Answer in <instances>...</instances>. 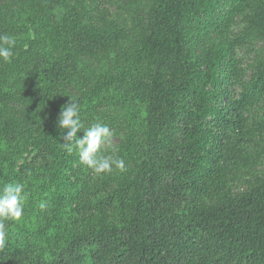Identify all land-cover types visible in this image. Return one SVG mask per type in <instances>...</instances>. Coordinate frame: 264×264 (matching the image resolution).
Wrapping results in <instances>:
<instances>
[{
    "label": "trees",
    "instance_id": "obj_1",
    "mask_svg": "<svg viewBox=\"0 0 264 264\" xmlns=\"http://www.w3.org/2000/svg\"><path fill=\"white\" fill-rule=\"evenodd\" d=\"M0 34V264H264V0H0ZM69 98L125 172L60 147Z\"/></svg>",
    "mask_w": 264,
    "mask_h": 264
},
{
    "label": "clouds",
    "instance_id": "obj_2",
    "mask_svg": "<svg viewBox=\"0 0 264 264\" xmlns=\"http://www.w3.org/2000/svg\"><path fill=\"white\" fill-rule=\"evenodd\" d=\"M15 44L14 37L0 34V60L11 62ZM80 112L79 103L72 98L61 108L58 127L64 131L60 147L69 155L75 151L80 163L91 169L94 174L111 173L114 170L125 172L127 169L123 158L104 155L102 152L105 146L111 145L113 132L101 122H93L86 127ZM79 132H83L82 138L78 137ZM28 197L23 183L12 181L0 185V248L6 244V221L15 222L22 219ZM39 207L43 210L46 207L45 202L41 201Z\"/></svg>",
    "mask_w": 264,
    "mask_h": 264
},
{
    "label": "rangeland",
    "instance_id": "obj_3",
    "mask_svg": "<svg viewBox=\"0 0 264 264\" xmlns=\"http://www.w3.org/2000/svg\"><path fill=\"white\" fill-rule=\"evenodd\" d=\"M262 47H264V42L260 41V42L256 43V45L253 46L251 48V50L248 47H240L239 49L236 50V56L242 60L243 67H247L248 65H250V63L254 57V53H253L252 49H256V50L260 51V49H262ZM250 74H251V70L247 67L246 75H250ZM255 173L258 176H264V159L262 160V163L256 169ZM238 188H245V186L238 185V186H236V189H238Z\"/></svg>",
    "mask_w": 264,
    "mask_h": 264
}]
</instances>
